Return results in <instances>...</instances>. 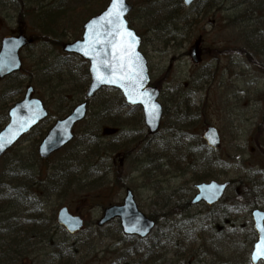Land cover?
I'll return each mask as SVG.
<instances>
[{"label":"rangeland","instance_id":"obj_1","mask_svg":"<svg viewBox=\"0 0 264 264\" xmlns=\"http://www.w3.org/2000/svg\"><path fill=\"white\" fill-rule=\"evenodd\" d=\"M242 1L219 0L220 8L206 12L201 0L190 9L182 0H128L133 10L127 20L141 37L151 81L162 90L168 128L163 126L144 143L148 135L141 107L126 106L116 90L103 89L90 101L85 121L76 126L73 143L43 162L37 155L40 140L55 119L83 99L90 81L87 63L59 47L82 35L83 21L75 24L76 16L65 23L68 10L82 9L76 0H0V40L21 29L34 38L21 52L23 70L0 79V128L10 105L31 85L50 112L0 160V187L33 184L34 200L45 215L42 227H51L55 236L53 245L30 240L22 252L31 254L16 264H250L256 236L250 212L240 203L248 189H255L264 203V17ZM60 6L68 8L58 22L61 29L55 26L54 36L43 35L36 15ZM28 7H34L36 15H27ZM199 39L195 62L190 52ZM202 49L207 55L203 58ZM198 120L201 128L195 129ZM209 125L221 136L220 150L212 155L213 178L231 179L233 185L215 207L184 208L194 193L195 177L207 169L206 161L203 170L193 167L189 148L199 136L202 140ZM108 126L119 132L103 137L102 128ZM171 132L181 136L177 149L182 163H174L172 150L179 143L171 140ZM97 151L102 158L93 156ZM94 163H100L99 168ZM13 169L15 176L7 178ZM127 188L141 211L158 219L146 239L123 238L116 220L97 227L103 209L120 204ZM62 206L85 220L76 235L56 222ZM13 213L23 218L21 223L26 221L21 208ZM9 259L3 258V264Z\"/></svg>","mask_w":264,"mask_h":264},{"label":"water","instance_id":"obj_2","mask_svg":"<svg viewBox=\"0 0 264 264\" xmlns=\"http://www.w3.org/2000/svg\"><path fill=\"white\" fill-rule=\"evenodd\" d=\"M195 0H183L189 7ZM127 0H110L102 12L93 15L83 24V36L79 40L66 43L64 51L80 55L89 63V76L91 81L85 94L86 98L93 96L102 87H112L120 91L127 105L142 107L145 126L149 132L156 133L160 128L163 106L159 103L160 91L157 87L149 85L150 76L146 60L139 46V36L136 35L126 20L131 11ZM31 39L24 36L4 38L0 44V78L19 71L21 59L19 50L28 45ZM193 48V58L195 56ZM32 87L21 102L15 103L8 110L9 122L0 130V158L22 136L37 126L49 115L43 101L31 96ZM86 102L80 103L64 118L56 120L47 131L37 153L45 160L56 150L66 146L74 138L73 127L86 116ZM264 122V118H263ZM208 145L218 148L220 136L215 128L209 127L203 135ZM229 182L200 183L196 186L198 193L191 201L198 204L200 201L208 205L219 202L224 195ZM123 205H112L103 212L99 226L118 217L120 227L124 234L137 235L145 238L154 228V222L143 215L137 208L132 194L128 191ZM254 228L258 232L257 240L251 251V262L256 264L264 260V211L254 209L252 212ZM58 222L69 232L80 230L82 219L72 216L67 208L59 210Z\"/></svg>","mask_w":264,"mask_h":264},{"label":"trees","instance_id":"obj_3","mask_svg":"<svg viewBox=\"0 0 264 264\" xmlns=\"http://www.w3.org/2000/svg\"><path fill=\"white\" fill-rule=\"evenodd\" d=\"M79 2V7L82 9V11L74 12V9L72 12L69 10L67 13L63 11V9H68L60 6V8H53L56 10H53L52 8L47 9L43 13H40L36 15V12H38L34 7H28L26 14L28 15H36L39 16V27H41L42 33L45 36H54L53 32L55 30V26H57L58 29H61L62 25L61 23H58L61 19V17L65 14V23H72L71 19L73 16H76V22L75 24H78L79 19L81 21L86 20L90 16H93V14L98 13L100 10L103 9V7L107 4L109 0H76ZM248 3L254 7V10L251 9L258 17H264V0H244L241 2V4ZM60 9V10H59ZM66 26V25H64ZM66 28V27H63ZM55 45H57V42L52 41ZM264 68V65L262 66ZM184 112V111H183ZM168 113V109L166 108L165 114ZM185 113V112H184ZM184 115V114H183ZM186 115V113H185ZM187 116V115H186ZM190 116H187V118ZM185 118V116H184ZM197 122V123H196ZM194 126L195 129H200V123L202 124L201 120L196 121ZM166 122H163L162 127H167ZM172 141L175 139L178 140L179 143L182 139L180 137H177L176 134L170 133ZM196 135H198L196 133ZM199 136V135H198ZM195 136V137H198ZM188 138H195L192 136H185ZM99 142V141H98ZM171 143V141H170ZM176 143V142H175ZM177 144V143H176ZM101 146V145H100ZM181 145L179 143L178 147L177 145L174 146V155H177V158L175 157V162H184L183 156H181L178 153V149ZM99 151V145L97 143V147ZM104 149V148H103ZM93 156H97L99 152ZM189 156L188 158H192L195 163H193V167L199 166L201 170L202 165L206 161L207 169L211 171L210 174L207 172V169L203 170V172L195 177V180L198 181H205L208 180V178L214 177L212 173V164L215 160L212 158V152L210 151L209 147H206L205 144H203L202 140L200 138H197L195 146H191L189 148ZM101 156V155H100ZM97 164V163H96ZM95 164V165H96ZM206 168V166L204 167ZM182 171V169H180ZM184 171V170H183ZM12 174L8 175L7 178H13L15 176L14 169L11 171ZM186 172V171H184ZM212 175V176H211ZM12 182V181H10ZM12 184V183H11ZM6 185H9L8 183ZM2 189H11V190H3L0 191V264H3V258L8 257L9 261L8 264H16L19 260H26L27 255L31 254L28 253L30 250L23 251L22 247L28 248V245H31L30 240L39 241L41 243L49 242L50 245H53L52 239L55 238L54 235H51V227H48L47 229H44L42 227V221H44V213L42 212L41 204L39 200H34L35 195L32 193L34 191L33 184L27 182L24 186L17 185L16 188H11L10 186H3L0 187ZM11 199V201L9 200ZM9 200V201H8ZM243 200L240 208L245 209L248 211V209H253V207H260L264 205V203H261V199L258 198V194L254 192L253 189H248L244 192ZM8 201V203H7ZM7 203V204H6ZM244 203V204H243ZM184 208H188L190 203H185ZM18 207L21 208L24 211V219L26 221H23V218L20 217V215H16L15 213L11 214L14 209ZM235 208H237L235 206ZM16 212V211H15ZM11 214V215H10ZM153 219L158 222L157 217L155 218L152 216ZM50 222L54 224L53 216L50 218ZM16 221V222H15ZM21 223V224H20ZM4 224L7 226L3 229ZM33 238V239H31ZM129 238V237H126ZM156 236L151 237V239H155ZM10 242V243H9ZM23 245V246H21ZM60 246V243H59ZM7 251V253L4 251ZM5 252V253H4ZM59 256L63 254V251L60 250L58 253ZM11 255V256H10ZM182 255V254H181Z\"/></svg>","mask_w":264,"mask_h":264}]
</instances>
